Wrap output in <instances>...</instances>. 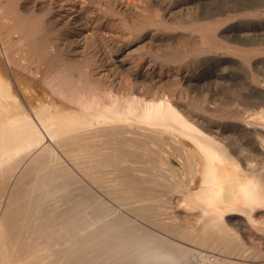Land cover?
I'll use <instances>...</instances> for the list:
<instances>
[{"label":"bare ground","instance_id":"1","mask_svg":"<svg viewBox=\"0 0 264 264\" xmlns=\"http://www.w3.org/2000/svg\"><path fill=\"white\" fill-rule=\"evenodd\" d=\"M0 10V264H264V0Z\"/></svg>","mask_w":264,"mask_h":264},{"label":"rangeland","instance_id":"2","mask_svg":"<svg viewBox=\"0 0 264 264\" xmlns=\"http://www.w3.org/2000/svg\"><path fill=\"white\" fill-rule=\"evenodd\" d=\"M3 1V0H0ZM85 10V8H81L80 14ZM0 15H1V10H0ZM89 26L86 25V23H84L83 28L87 29ZM90 35V34H88ZM1 42V40H0ZM0 52H2V47H1V43H0ZM93 65H97V68L94 71V73H92L95 77V79L101 83H103L104 86L111 88L112 90L116 91L119 90L120 87H118V85H115V83H117V79H118V73H116L110 66V64L108 63V59H106V55L105 53H103L102 51L99 52L98 54H95V56H93ZM40 97L35 98L33 101V105L34 106H38L40 104V100H38ZM44 100V99H42ZM90 175V174H88ZM109 176V175H108ZM100 182L97 185V183L92 181V178L90 176H86L85 182L88 186L94 188L96 190V192L101 195V197H104V193L101 191L103 187V185H100L102 183H105L108 181L109 177L100 175L99 177ZM109 203H113V201H109ZM140 220H143L142 218H139ZM146 223V222H143ZM149 226V225H148Z\"/></svg>","mask_w":264,"mask_h":264}]
</instances>
